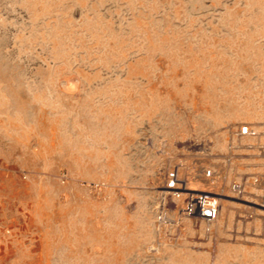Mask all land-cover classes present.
Segmentation results:
<instances>
[{
	"label": "rangeland",
	"instance_id": "374dc122",
	"mask_svg": "<svg viewBox=\"0 0 264 264\" xmlns=\"http://www.w3.org/2000/svg\"><path fill=\"white\" fill-rule=\"evenodd\" d=\"M263 147L264 0H0V264H264Z\"/></svg>",
	"mask_w": 264,
	"mask_h": 264
},
{
	"label": "built area",
	"instance_id": "2783aa9c",
	"mask_svg": "<svg viewBox=\"0 0 264 264\" xmlns=\"http://www.w3.org/2000/svg\"><path fill=\"white\" fill-rule=\"evenodd\" d=\"M252 135L248 125L239 127L237 137L244 138ZM264 150V147H263ZM264 176V168H263ZM211 170H205L204 176L211 177ZM257 179H254V183ZM246 181L233 182L231 192L234 198L241 200L246 194ZM163 199L161 202L162 214L175 213L178 223L182 220L190 221L194 226L203 225L207 229L215 224L220 215V198L210 191L193 189L187 179L180 176V170L175 167L165 175L162 189ZM264 208V198L260 204Z\"/></svg>",
	"mask_w": 264,
	"mask_h": 264
},
{
	"label": "bare ground",
	"instance_id": "6f19581e",
	"mask_svg": "<svg viewBox=\"0 0 264 264\" xmlns=\"http://www.w3.org/2000/svg\"><path fill=\"white\" fill-rule=\"evenodd\" d=\"M222 199H220V201H221Z\"/></svg>",
	"mask_w": 264,
	"mask_h": 264
}]
</instances>
